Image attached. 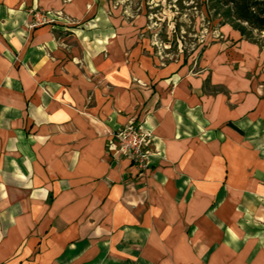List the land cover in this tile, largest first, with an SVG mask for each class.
Listing matches in <instances>:
<instances>
[{
    "label": "crops",
    "instance_id": "crops-1",
    "mask_svg": "<svg viewBox=\"0 0 264 264\" xmlns=\"http://www.w3.org/2000/svg\"><path fill=\"white\" fill-rule=\"evenodd\" d=\"M107 3L0 0V264H264L263 51L162 61Z\"/></svg>",
    "mask_w": 264,
    "mask_h": 264
},
{
    "label": "rangeland",
    "instance_id": "rangeland-1",
    "mask_svg": "<svg viewBox=\"0 0 264 264\" xmlns=\"http://www.w3.org/2000/svg\"><path fill=\"white\" fill-rule=\"evenodd\" d=\"M260 1L255 0L258 7H261ZM106 2L108 9L105 10V17L114 19L121 33H135L138 44L145 45L147 50L154 52L162 61L186 57L194 64L199 62L203 65L206 64L204 60L208 61L211 57L217 59L214 54L217 50L227 55V61L234 69H239L246 62L242 56L255 50L252 45L264 54V31L252 30L258 44L245 36L238 40L240 31L224 23L227 20L223 15L227 7L225 5L230 0ZM243 24L251 29L247 23Z\"/></svg>",
    "mask_w": 264,
    "mask_h": 264
},
{
    "label": "built area",
    "instance_id": "built-area-1",
    "mask_svg": "<svg viewBox=\"0 0 264 264\" xmlns=\"http://www.w3.org/2000/svg\"><path fill=\"white\" fill-rule=\"evenodd\" d=\"M58 16V14L52 15L50 12L35 11V21L31 27L53 22ZM154 145L153 131L146 128L143 123L130 121L114 134V140L109 143L108 148L132 159L142 170H145L150 165Z\"/></svg>",
    "mask_w": 264,
    "mask_h": 264
},
{
    "label": "trees",
    "instance_id": "trees-1",
    "mask_svg": "<svg viewBox=\"0 0 264 264\" xmlns=\"http://www.w3.org/2000/svg\"><path fill=\"white\" fill-rule=\"evenodd\" d=\"M260 4L261 7H258L255 0H230L225 5L227 7L223 15L227 20L224 23L231 24L242 36L259 44V41L253 37L252 30L264 31V0H261ZM243 23H247L251 29Z\"/></svg>",
    "mask_w": 264,
    "mask_h": 264
}]
</instances>
